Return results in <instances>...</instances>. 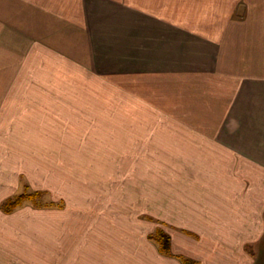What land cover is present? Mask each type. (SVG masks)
<instances>
[{
	"label": "crops",
	"instance_id": "crops-1",
	"mask_svg": "<svg viewBox=\"0 0 264 264\" xmlns=\"http://www.w3.org/2000/svg\"><path fill=\"white\" fill-rule=\"evenodd\" d=\"M0 73L16 79L0 81V264H248L264 218V0H0ZM44 161L91 170L68 190L82 201L6 213L19 170L37 180ZM133 163L134 191L97 188ZM134 227L163 230L174 254Z\"/></svg>",
	"mask_w": 264,
	"mask_h": 264
},
{
	"label": "rangeland",
	"instance_id": "rangeland-1",
	"mask_svg": "<svg viewBox=\"0 0 264 264\" xmlns=\"http://www.w3.org/2000/svg\"><path fill=\"white\" fill-rule=\"evenodd\" d=\"M12 80H16L12 77L11 74L9 73H0V81L3 82H9ZM17 154H11V157L14 158ZM125 156V155H124ZM124 159H127L129 157H123ZM18 160V159H17ZM50 162L44 161L41 163V166L38 167L39 172L34 169L35 174L37 175V180H35L34 177H32L29 174V171L27 169H21L19 170V173H24L23 175V182L21 184V188L19 191H17L16 195H20L23 193L24 189H26L27 193H40L41 198L38 199L36 202H26L24 206L26 205H42L46 209H51L54 207H49L51 206L52 202H59L60 200H65L66 204L67 202L71 203L74 199L78 201H82V198L79 197V195L76 198H73V196L69 195L70 189H75V188H90L89 184V179L87 180V173L90 172L91 170H79L77 168L78 164H73V165H68V164H63L59 166L58 168H55V170L48 165ZM12 166H14L12 164ZM74 167V168H73ZM69 170H68V169ZM50 169H52L50 171ZM95 173H102L101 170H94ZM158 175H154L155 178H160L161 177V171L157 170ZM18 173V174H19ZM134 172V163L129 164V166H124L122 168H116V170H107L106 171V179L107 182L104 185H98L97 188L100 190H107L109 193V190L114 188V187H119L123 190L124 193L126 191H134V177H135ZM59 175V176H58ZM97 177H99L98 174H96ZM100 179V177H99ZM138 180L141 179V182L144 184L147 183L148 180V174L147 171H143L142 176L140 178H137ZM38 181V182H37ZM26 187V188H25ZM108 195V194H107ZM10 197V198H12ZM113 198L112 200H107L106 206L109 207V205H114L116 200L114 197L111 195ZM109 198V196H107ZM9 199V198H8ZM5 199L3 202H5ZM39 201V202H38ZM104 204V200L102 201ZM55 204V203H54ZM145 211L143 209L137 210V212L134 213V215H142ZM136 215V216H137ZM46 221L51 222L52 220V213L51 212H46ZM135 218V217H134ZM142 220V218H141ZM262 227H260V230L258 233L253 234L252 236V241L247 243L243 248L241 249L240 252L241 254L245 257V260L248 258L249 262L248 264H264V218H262ZM152 229V227H151ZM150 229V230H151ZM134 231L137 233H134V240L137 241L140 237H145V236H150L152 235L154 239H157V234H145L143 232H139V229L134 227ZM138 236V238H137ZM156 237V238H155ZM153 239V240H154ZM156 243V241L154 240ZM157 244V243H156ZM160 248V244H158ZM146 251V250H145ZM170 253H172L171 248H170ZM182 255V256H181ZM177 256L180 259H188L192 261L193 264H200L197 260L190 259L188 256L181 254ZM42 261V260H41ZM43 264H46V260L42 261ZM52 264V263H50Z\"/></svg>",
	"mask_w": 264,
	"mask_h": 264
},
{
	"label": "trees",
	"instance_id": "trees-1",
	"mask_svg": "<svg viewBox=\"0 0 264 264\" xmlns=\"http://www.w3.org/2000/svg\"><path fill=\"white\" fill-rule=\"evenodd\" d=\"M40 193H27L23 192L20 195L14 196L9 198L5 202L2 203V208L6 213H13L18 208L22 207L26 202H36L40 199ZM39 202V201H38ZM157 239H154L153 236L151 237L156 241L157 244H160V250L164 254H171L170 253V237L167 233L163 230H158ZM155 237V238H156ZM183 264H193L192 261L188 259H181Z\"/></svg>",
	"mask_w": 264,
	"mask_h": 264
}]
</instances>
